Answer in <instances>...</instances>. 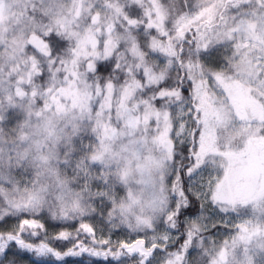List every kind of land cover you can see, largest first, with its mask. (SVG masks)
<instances>
[{"label": "snow or ice", "instance_id": "6c2138e0", "mask_svg": "<svg viewBox=\"0 0 264 264\" xmlns=\"http://www.w3.org/2000/svg\"><path fill=\"white\" fill-rule=\"evenodd\" d=\"M0 264H264V0H0Z\"/></svg>", "mask_w": 264, "mask_h": 264}]
</instances>
